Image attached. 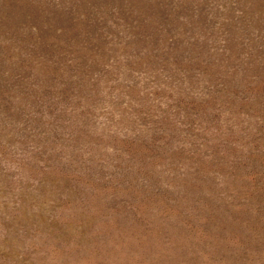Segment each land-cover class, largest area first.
<instances>
[{
	"label": "rangeland",
	"instance_id": "rangeland-1",
	"mask_svg": "<svg viewBox=\"0 0 264 264\" xmlns=\"http://www.w3.org/2000/svg\"><path fill=\"white\" fill-rule=\"evenodd\" d=\"M0 264H264V0H0Z\"/></svg>",
	"mask_w": 264,
	"mask_h": 264
}]
</instances>
